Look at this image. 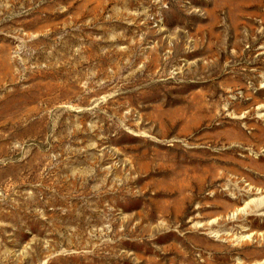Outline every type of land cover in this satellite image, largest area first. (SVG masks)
I'll list each match as a JSON object with an SVG mask.
<instances>
[{
	"label": "rangeland",
	"instance_id": "374dc122",
	"mask_svg": "<svg viewBox=\"0 0 264 264\" xmlns=\"http://www.w3.org/2000/svg\"><path fill=\"white\" fill-rule=\"evenodd\" d=\"M0 264H264V0H0Z\"/></svg>",
	"mask_w": 264,
	"mask_h": 264
}]
</instances>
